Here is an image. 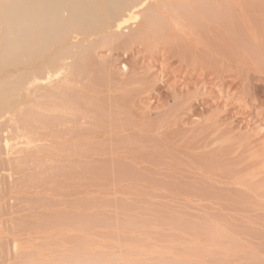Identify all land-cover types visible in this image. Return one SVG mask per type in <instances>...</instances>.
Instances as JSON below:
<instances>
[{"label":"rangeland","instance_id":"1","mask_svg":"<svg viewBox=\"0 0 264 264\" xmlns=\"http://www.w3.org/2000/svg\"><path fill=\"white\" fill-rule=\"evenodd\" d=\"M165 1L131 46L77 62L73 125L64 108L41 116L62 145L50 135L4 171L10 226L32 238L16 251L10 237L6 260L264 264V0ZM12 182L29 200L8 196Z\"/></svg>","mask_w":264,"mask_h":264},{"label":"bare ground","instance_id":"2","mask_svg":"<svg viewBox=\"0 0 264 264\" xmlns=\"http://www.w3.org/2000/svg\"><path fill=\"white\" fill-rule=\"evenodd\" d=\"M162 2L160 1L158 3V0H0V264H13L11 263L12 261L8 260L9 258H7V260L5 259L9 253L7 254L5 252L4 244L10 237L13 239L16 251L29 248L32 244L30 242L32 238L30 239L26 235L23 237L24 239H20L19 236L18 238L14 234L16 230L11 227L12 224L10 222L14 221V223L12 222L14 225L17 220H13L11 218L12 215L6 210V201L10 202V199L8 198V200L6 198V190L8 188H4V181L6 184L8 182V177L6 176L5 178V174L7 173L4 174V171L14 170L15 173L18 174L25 164H27L26 161L28 156L30 157L32 155L28 153L32 152L35 148L39 149L41 144L48 140V136L50 135L56 139L55 142L57 144L62 145L64 141L62 140L63 138L61 139L55 136V134L58 133L57 126L54 124V127L50 128L46 124V120H42L41 116L49 115L53 108L58 111L64 108L63 112L66 110V115L62 125L64 127L73 125L69 118L75 116L79 108L76 103H72V100H69V98L71 96L76 98L80 91L74 80L75 71L78 70L77 68L79 66L77 62L82 58H89L97 47H99V49L102 48L108 41L109 44L112 43V45L109 46L110 49L112 48V50H114L116 48L119 50L128 45V42H130L131 46V44L134 43L133 40L141 39L143 33L138 26L145 16L147 9L150 5L151 9H155L156 3L161 5ZM258 4L260 5V3ZM175 6H178L177 3ZM175 6L174 8H176ZM189 9H191V7ZM158 17L156 20H159ZM153 18L155 19V17ZM153 18H151V21ZM163 22L164 21L161 23ZM156 23L157 22H155V24ZM173 28L172 30H174ZM99 43L101 44L99 45ZM134 45L133 47H135ZM129 51H131V48ZM184 51H186L185 48ZM110 52L112 53V51ZM99 53L101 54V52ZM185 61L186 58L184 62ZM92 62L94 63V61ZM84 63L83 65L86 66V63ZM90 66L91 65L88 67ZM126 68L129 70V67ZM122 70L124 72L123 68ZM100 73H103L102 70ZM103 80H105V78H103ZM100 82L104 83V81ZM109 88L111 87L109 86ZM86 96H88V94ZM65 98L67 101H65ZM91 102L92 101H90V103ZM83 111H85V109H83ZM84 116L86 117V115H83V117ZM86 118H88V116ZM74 120L77 122L76 119ZM84 120L83 118V121ZM76 122L74 123L76 124ZM83 123L85 124L86 122ZM81 126L79 124V127ZM44 129H49L53 131V133H47L43 136L42 131H44ZM76 131H79L78 128ZM62 132L63 129L60 128V133ZM70 133H68V135H70ZM65 137L68 138L67 134ZM34 153H37V151H34ZM34 155H32L31 158ZM40 157L42 156L40 155ZM25 184L26 183H24V185ZM19 185H21V187L23 186L22 189L26 188L23 184L19 183ZM8 187H10L11 190L8 196L14 195L13 198L17 200L20 197H25L24 199L28 197L26 194L28 191L19 190L20 186L15 187L13 182L11 186ZM21 191L23 192L21 193ZM39 195L41 194L39 193ZM30 200L32 201L33 198H30ZM12 204L13 203L10 204V207ZM16 206L18 205L16 204ZM19 209L20 212L23 208ZM17 211L11 212L14 213ZM34 213H36V211H34ZM13 215L14 217L16 216L15 213ZM33 216H35V214H33ZM21 218L22 217H20V219ZM25 226L28 227L27 224H25L24 227ZM9 227L14 231L12 230L10 232ZM45 229L48 230L47 227H45ZM45 229L44 231H46ZM28 232H31V230L27 231V233ZM11 233H13L12 236ZM31 234L33 236V233ZM20 235L22 236L23 234ZM38 235H36L37 238L36 236L33 237L38 239V241L45 239L44 236ZM26 237L28 240H26ZM50 237L48 239H50ZM22 239L25 243L30 240L27 246L21 241ZM45 240L47 241V239ZM44 241L42 242L45 243ZM37 244L41 245L39 242H37ZM45 245H47V243ZM43 247L44 246L41 245L40 249ZM41 251L43 252V250ZM31 252L33 253V251ZM61 252L64 255V251ZM61 252L59 255H61ZM65 252H67V250ZM51 255V258H47L48 255L44 257L47 261H44L43 264H55L52 258H54L56 254ZM15 258L17 259V257ZM36 258L37 257H35V259ZM15 262L18 264V260H15ZM60 263L63 264L62 262ZM66 264H70V262L68 261Z\"/></svg>","mask_w":264,"mask_h":264}]
</instances>
